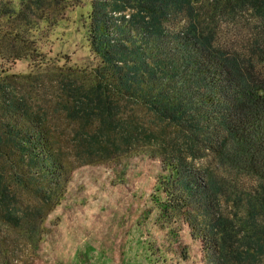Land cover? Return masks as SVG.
Listing matches in <instances>:
<instances>
[{
  "label": "rangeland",
  "instance_id": "1",
  "mask_svg": "<svg viewBox=\"0 0 264 264\" xmlns=\"http://www.w3.org/2000/svg\"><path fill=\"white\" fill-rule=\"evenodd\" d=\"M73 2L43 0L38 5L33 0H0V84L7 85L32 113L29 119L20 112L8 115L12 110L1 99L0 121L19 119L23 129L43 126L63 169L58 196L45 202L35 187L53 189L58 183L49 184L51 180L43 179L39 170L30 172L20 154L7 146V154L0 157L3 183L19 214L27 211L35 221L10 223L0 209L1 257L9 264H210L204 229H193L188 222L196 213L203 218L201 206L190 201L189 211L184 208L170 218L161 216L159 207L167 198L160 187H166L160 184L168 174L163 142L174 134L182 137L180 126L161 125L144 105L124 98L116 99L113 121L75 111L78 92L88 91L94 83L97 61L90 43L82 39L80 15L90 9V0L76 9L69 6ZM242 36L249 38V31L244 29ZM56 38L63 39L61 62L48 51ZM240 41L235 49L245 52ZM82 43L89 46L87 57ZM14 56L28 60L11 68ZM93 134H100L98 142L90 139ZM209 151L200 148L193 164L223 182L213 215L235 220L232 246L249 248L257 259L254 264H264V251L258 256L259 248L244 242L246 233L254 241L258 238L255 229L240 227L249 209L247 192L255 180L241 175L235 181L226 167L212 161ZM32 176L38 179H33L35 183ZM256 224L263 226L260 216ZM258 244L264 245L263 235Z\"/></svg>",
  "mask_w": 264,
  "mask_h": 264
},
{
  "label": "trees",
  "instance_id": "2",
  "mask_svg": "<svg viewBox=\"0 0 264 264\" xmlns=\"http://www.w3.org/2000/svg\"><path fill=\"white\" fill-rule=\"evenodd\" d=\"M33 2L40 5L43 0ZM80 3L84 6L85 0H74L69 6L83 7ZM87 13L80 15L82 39L90 43L97 63L94 83L88 91L78 92L75 111L113 121L116 99L124 98L144 105L159 124L180 126L182 137L174 134L163 142L168 174L160 184L166 185L160 187L167 194L159 202L161 216L170 218L184 208L188 210L190 201L197 202L204 211L203 218L196 213L188 222L193 229H204L210 264L257 262L249 248L232 246L235 220L219 213L213 215L223 182L195 167L193 158L200 148L202 152L210 150L212 161L226 167L235 181L241 175L255 180V187L247 192L249 209L240 227L250 225L255 229L258 238L254 241L246 233L244 242L249 240L261 255L264 245L258 242L264 236V0H90ZM244 29L249 31V38L242 36ZM62 40L56 38L57 46L51 42L48 51L59 57V48H64ZM238 41L247 52L235 49ZM84 48L87 57L89 46ZM63 56L72 60L69 54ZM24 60L28 58L14 56L10 67ZM61 61L62 58L56 59ZM6 86L0 84V100L7 110H12L7 114L20 112L31 118L30 108ZM46 134L43 126L23 129L19 119L0 121V157L7 154L8 146L20 154L30 172L39 170L43 179L51 180L49 184L58 183L53 189L35 187V192L49 203L60 192L63 169L58 154L50 150ZM105 137L110 139L107 134ZM100 138V134H93L90 139L98 142ZM4 177L5 168L0 165L3 217L16 225L35 221L33 214H19L13 206L14 197L7 191ZM31 179L38 180L35 176ZM237 201H241L240 197ZM258 216L263 226H257ZM0 264H9L1 254Z\"/></svg>",
  "mask_w": 264,
  "mask_h": 264
}]
</instances>
